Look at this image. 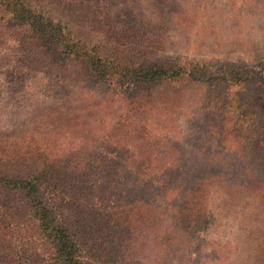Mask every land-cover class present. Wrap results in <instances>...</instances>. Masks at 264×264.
I'll return each mask as SVG.
<instances>
[{
  "label": "trees",
  "instance_id": "1",
  "mask_svg": "<svg viewBox=\"0 0 264 264\" xmlns=\"http://www.w3.org/2000/svg\"><path fill=\"white\" fill-rule=\"evenodd\" d=\"M173 1L150 0L143 7L139 0H0V45L11 52L3 57L11 72L3 80L33 78L46 91L68 88L83 99L98 89L106 101H125L138 115L177 111L186 106L190 84L206 86L216 95L212 109L242 115L253 130L252 153L264 150L254 134L264 131V51L247 61L172 55L152 16L164 21L167 4L172 10L179 4ZM143 119L141 130L155 120ZM11 136L0 131V264H144L137 250L142 216H133L147 209L136 194L150 192L147 181L139 189L125 180V149L57 151L37 138ZM153 157L146 149L137 159ZM143 167L133 171L142 177L156 171ZM172 167L154 175L172 169L184 181V168ZM197 179L205 187L219 184L213 175ZM165 238L170 254L178 236L168 232L157 240Z\"/></svg>",
  "mask_w": 264,
  "mask_h": 264
},
{
  "label": "rangeland",
  "instance_id": "2",
  "mask_svg": "<svg viewBox=\"0 0 264 264\" xmlns=\"http://www.w3.org/2000/svg\"><path fill=\"white\" fill-rule=\"evenodd\" d=\"M139 1L143 7L150 5V0ZM173 2L179 4L175 10L167 4L164 21L152 16L165 31V48L172 55L207 59L238 55L247 61L264 51V0ZM10 53L0 45V131L11 134L13 141L37 138L57 151L85 148L116 154L125 149L121 152L127 157L125 180L139 189L147 181L151 193L136 194L140 204L141 199L147 202V209L146 214L133 216L134 221L142 218L137 250L144 264H264V150L252 153L253 130L248 131L242 115L212 109L216 97L212 89L190 84L183 97L186 106L138 115L125 101H106L98 89L86 91L90 95L83 99L68 88L46 91L43 82L33 78L5 83L11 72H6L10 69L3 57ZM68 93L70 97L64 98ZM141 118L155 120L141 130ZM254 134L264 143V131L255 129ZM146 149L154 153L153 159H137ZM146 165L156 170L148 173L150 177L133 171ZM164 166L184 168L185 180L172 169L154 175ZM210 175L218 185L198 184L197 177ZM196 185L198 190L193 189ZM206 188L210 194L205 197ZM168 232L178 236L170 254L165 252L166 238L157 240Z\"/></svg>",
  "mask_w": 264,
  "mask_h": 264
}]
</instances>
